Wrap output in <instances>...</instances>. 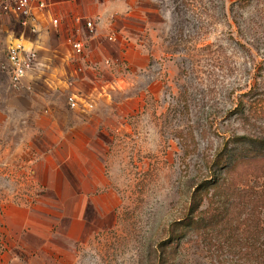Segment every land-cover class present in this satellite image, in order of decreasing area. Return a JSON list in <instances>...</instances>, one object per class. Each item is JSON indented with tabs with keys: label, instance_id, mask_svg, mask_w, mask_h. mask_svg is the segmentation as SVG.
Wrapping results in <instances>:
<instances>
[{
	"label": "rangeland",
	"instance_id": "374dc122",
	"mask_svg": "<svg viewBox=\"0 0 264 264\" xmlns=\"http://www.w3.org/2000/svg\"><path fill=\"white\" fill-rule=\"evenodd\" d=\"M60 11L0 15V264H264V0Z\"/></svg>",
	"mask_w": 264,
	"mask_h": 264
},
{
	"label": "built area",
	"instance_id": "2783aa9c",
	"mask_svg": "<svg viewBox=\"0 0 264 264\" xmlns=\"http://www.w3.org/2000/svg\"><path fill=\"white\" fill-rule=\"evenodd\" d=\"M72 0H0V15L16 19L23 28L31 26L36 28L35 22L40 18L49 16V23L53 28L61 25V19L57 15L58 8L63 4H69ZM75 23L83 25L88 31L93 30L90 21L76 17ZM114 41V37H109ZM67 45L77 54L82 53L84 44L79 38H68ZM39 53L34 47L25 45L22 41H16L5 52V70L10 83L14 87H22L39 67ZM71 108L77 106L75 97L68 99Z\"/></svg>",
	"mask_w": 264,
	"mask_h": 264
},
{
	"label": "trees",
	"instance_id": "16d2710c",
	"mask_svg": "<svg viewBox=\"0 0 264 264\" xmlns=\"http://www.w3.org/2000/svg\"><path fill=\"white\" fill-rule=\"evenodd\" d=\"M239 107H242V104H240V106ZM240 142H242V141H244L245 140V138H243V137H238L237 138ZM258 144H260V145H264V139L263 140H258V141H256Z\"/></svg>",
	"mask_w": 264,
	"mask_h": 264
},
{
	"label": "crops",
	"instance_id": "0c3cea01",
	"mask_svg": "<svg viewBox=\"0 0 264 264\" xmlns=\"http://www.w3.org/2000/svg\"><path fill=\"white\" fill-rule=\"evenodd\" d=\"M61 7H62V5L60 6V8H58V11H57V12H59V11H60ZM60 12H61V11H60ZM60 17H61V16H60Z\"/></svg>",
	"mask_w": 264,
	"mask_h": 264
}]
</instances>
